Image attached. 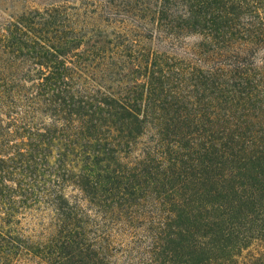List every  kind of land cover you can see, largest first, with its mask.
Listing matches in <instances>:
<instances>
[{"label":"trees","instance_id":"obj_1","mask_svg":"<svg viewBox=\"0 0 264 264\" xmlns=\"http://www.w3.org/2000/svg\"><path fill=\"white\" fill-rule=\"evenodd\" d=\"M0 264H264V0H0Z\"/></svg>","mask_w":264,"mask_h":264}]
</instances>
